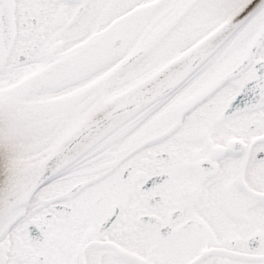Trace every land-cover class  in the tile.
<instances>
[{"label":"snow or ice","instance_id":"snow-or-ice-1","mask_svg":"<svg viewBox=\"0 0 264 264\" xmlns=\"http://www.w3.org/2000/svg\"><path fill=\"white\" fill-rule=\"evenodd\" d=\"M0 264H264V0H0Z\"/></svg>","mask_w":264,"mask_h":264}]
</instances>
